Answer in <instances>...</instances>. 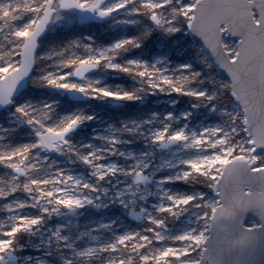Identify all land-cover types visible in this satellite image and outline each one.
Returning <instances> with one entry per match:
<instances>
[{
  "label": "snow or ice",
  "instance_id": "obj_1",
  "mask_svg": "<svg viewBox=\"0 0 264 264\" xmlns=\"http://www.w3.org/2000/svg\"><path fill=\"white\" fill-rule=\"evenodd\" d=\"M0 264H264V0H0Z\"/></svg>",
  "mask_w": 264,
  "mask_h": 264
},
{
  "label": "trees",
  "instance_id": "obj_2",
  "mask_svg": "<svg viewBox=\"0 0 264 264\" xmlns=\"http://www.w3.org/2000/svg\"><path fill=\"white\" fill-rule=\"evenodd\" d=\"M38 94L48 95L49 93L46 90H38ZM88 103H90L92 105V108L90 109L91 111H96L97 114L102 116V117L107 115V106L106 105L101 104L100 102H97V101H89ZM136 107H137V105L130 104L125 109H122L121 111H123L124 114H132V110L135 109Z\"/></svg>",
  "mask_w": 264,
  "mask_h": 264
},
{
  "label": "rangeland",
  "instance_id": "obj_3",
  "mask_svg": "<svg viewBox=\"0 0 264 264\" xmlns=\"http://www.w3.org/2000/svg\"><path fill=\"white\" fill-rule=\"evenodd\" d=\"M190 58V56H188V54H185L183 57H181V59H188ZM151 103V102H150ZM96 126V122H90L89 125L87 126L88 128H91V127H95ZM89 138L88 134H87V129L85 131V134H84V139L87 140ZM126 148L127 147H134V146H125ZM164 174V173H161V175ZM13 197L12 196H9L8 199H12ZM89 211L91 210H85V217H81V219H84L87 217ZM95 215V213H93ZM64 219H75L74 217H66ZM38 235H41V234H38ZM39 239V237H33L32 238V243H36L37 240ZM26 251L28 252H31L32 250L29 248V249H26ZM46 259H49V260H53L54 257H47Z\"/></svg>",
  "mask_w": 264,
  "mask_h": 264
}]
</instances>
